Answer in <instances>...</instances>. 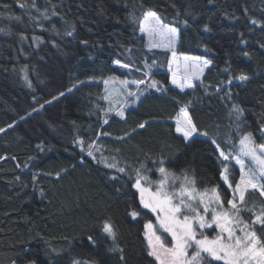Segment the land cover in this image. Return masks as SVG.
I'll return each mask as SVG.
<instances>
[{"label":"trees","instance_id":"trees-1","mask_svg":"<svg viewBox=\"0 0 264 264\" xmlns=\"http://www.w3.org/2000/svg\"><path fill=\"white\" fill-rule=\"evenodd\" d=\"M147 10L178 30L176 57L211 62L192 88L170 83L171 51L149 49L139 34L134 20ZM0 29V264H156L145 240L155 215L133 185L135 169L146 186L158 182L161 161L176 189L187 176L198 192L216 188L228 208L222 166L237 183L239 172L217 145L233 151L247 133L264 143V0H0ZM240 75L248 79L235 83ZM109 79L124 98L111 96ZM182 107L207 136L176 131ZM262 200L250 191L243 219ZM105 222L124 260L110 251Z\"/></svg>","mask_w":264,"mask_h":264},{"label":"snow or ice","instance_id":"snow-or-ice-1","mask_svg":"<svg viewBox=\"0 0 264 264\" xmlns=\"http://www.w3.org/2000/svg\"><path fill=\"white\" fill-rule=\"evenodd\" d=\"M21 7H25V5H21ZM41 15L45 19L48 18L44 13ZM134 23L139 24V31L148 38L150 47H165L172 52L173 60L176 58L175 45L178 30L175 27H169L163 23L161 17L153 10L145 11L142 19L134 20ZM251 23L257 24L258 22L252 20ZM204 30L208 31L209 29L205 26ZM0 31L3 30L0 29ZM67 35L71 36L72 32L68 31ZM192 59L200 60L199 57ZM173 60L169 61L170 70ZM210 63L208 60H204L202 66L193 63L191 71H188L186 65L185 74L181 79L178 80L176 73L173 72L172 83L181 91H184L185 88H192L194 86L193 79H199L204 68H207ZM121 67H127V65L122 64ZM238 79L244 81L248 77L240 75ZM143 82V80L133 81L137 85ZM152 87H156L155 81H153ZM128 95L134 96L135 93L129 92ZM232 112L236 113V121H239L243 116V110L236 105H233ZM117 115L123 118L122 111L117 112ZM180 115L182 119L177 120L176 131L182 134L186 141L194 134L207 136L205 132H198L188 114L187 107L180 109ZM107 122V120L104 121V123ZM139 127L143 128L144 124ZM261 131L264 132V129ZM104 134L107 135V133ZM212 142L216 143L215 140ZM79 143L83 142L79 141ZM91 147L93 145L90 144L89 148ZM233 149L226 153L217 145L220 158L223 161H234L240 170V180L237 183L230 179L229 164L226 163L222 166L221 179L233 194L232 198L227 200L228 208H225L223 198L216 188H212L210 193L207 190L198 192L195 181L189 180L187 176L183 177L184 182L176 189L175 182L179 178L172 176L166 170L163 161L158 169L162 178L158 181L155 191H150L142 185V180L147 178L143 176L140 169H135L137 179L133 187L140 193L141 204L156 214L160 227L172 238L171 246H167L161 236L156 234L151 223L145 225L148 256L153 257L156 264H212L213 261L222 262V264H264V234H262L264 233V200L261 201L258 212L254 210L255 205L252 209H247L254 217L250 223L241 215L247 207V194L250 191L258 192L259 196L264 198V143L257 144L253 140L252 134L247 133L240 136L238 146L234 144ZM87 155L93 156V152L89 151ZM93 158L95 159L94 156ZM104 166L122 174L127 170L126 167H121L118 161L109 163L104 160ZM111 178L118 179L115 176ZM233 184H235L234 187ZM201 208L203 212H201ZM209 213L211 214L210 220L206 218ZM131 215L135 218L137 213L132 212ZM213 225L219 231L214 238L209 239L205 235L204 229L212 228ZM257 225L260 226L259 232L256 228ZM102 231L113 241L110 251H119L120 259L124 260L123 249L116 246V233L111 223L105 222ZM89 239L92 238L89 237ZM189 249H192L191 254ZM13 264L16 262L13 261ZM73 264H79V262L74 261Z\"/></svg>","mask_w":264,"mask_h":264},{"label":"rangeland","instance_id":"rangeland-1","mask_svg":"<svg viewBox=\"0 0 264 264\" xmlns=\"http://www.w3.org/2000/svg\"><path fill=\"white\" fill-rule=\"evenodd\" d=\"M169 26V25H168ZM169 27H172V26H169ZM139 34L145 39V43H146V45H147V47L149 48V49H151V50H155V51H158V50H160V51H163V52H168L169 50L167 49V48H165V47H150L149 46V44H148V38L145 36V35H143L140 31H139ZM177 41H178V33H177ZM177 42H176V45H175V48H176V46H177ZM193 63H196V64H203V60L201 59V60H199V61H194L193 59H190V60H187V59H185V58H183V57H176V59H174L173 60V63H172V68H171V74L173 73V72H175V73H177V74H181V75H184L185 74V71H186V65L188 66V71H191L192 69H191V65L193 64ZM171 74H169V76H170V83L173 85V86H176V85H174L173 83H172V79H173V76L171 75ZM201 77L202 76H200V78L199 79H193V80H201ZM111 79H109V81H106L105 83H104V85H107V87H108V89H110V90H112V91H116L117 89V86H122L123 84L122 83H119V82H117V83H115V82H113V81H110ZM180 89V88H179ZM186 89V88H185ZM114 92H112V94H111V96L112 97H115L116 99H118V100H121L122 98H124L126 95H127V93L125 92V91H123V90H117V92L116 93H114ZM117 103V101L112 105V107H115V104ZM178 119H182L181 117H179ZM177 119V120H178ZM253 138V137H252ZM238 144H239V141H238ZM238 144H237V146H238ZM247 163H251L250 161H246ZM234 163V165H235V167H236V169L238 168V172H239V180H240V170H239V166L238 165H236L235 164V162H233ZM162 178V177H161ZM239 180H238V182H239ZM145 180H142V185H144L145 187H147L150 191H155L156 190V188L158 187V182H156V183H154L153 185H149V186H146L143 182H144ZM224 182V181H223ZM171 183V182H170ZM227 185V184H226ZM136 189V188H135ZM137 190V189H136ZM171 190V189H170ZM209 193H210V191H211V189H206ZM138 191V190H137ZM204 192V191H203ZM138 193H139V191H138ZM140 194V193H139ZM232 190H231V198H232ZM149 210V209H148ZM150 211V210H149ZM151 212V211H150ZM201 212H203V209L201 208ZM153 215H155V223L154 224H152L153 225V228H154V230L156 231V234H157V231H162L163 233H165V234H167V235H169L167 232H164L163 231V229L160 227V225H159V222H158V220H157V216H156V214H154L153 212H151ZM207 219H209L210 220V218H211V214L209 213L208 214V216L206 217ZM211 230H214V232H212V233H208L209 231H211ZM218 229H216L215 228V225H213V227L212 228H207V229H204V233H205V235H207L208 237H209V239H212V238H214L217 234H218ZM170 236V235H169ZM170 238H171V236H170ZM171 240H172V238H171ZM191 251H192V249H189V253L191 254ZM220 263V262H219ZM222 263V262H221ZM83 264H89V263H83Z\"/></svg>","mask_w":264,"mask_h":264},{"label":"built area","instance_id":"built-area-1","mask_svg":"<svg viewBox=\"0 0 264 264\" xmlns=\"http://www.w3.org/2000/svg\"><path fill=\"white\" fill-rule=\"evenodd\" d=\"M171 59L173 60V55H172V53H171ZM116 64L117 63H112V66H116ZM166 73L167 74H171V70H170V67H169V69L166 71ZM148 76H146V75H144V78H141L140 80H143L144 82L142 83V84H139V85H144L147 81H148ZM139 81V80H138ZM241 80H239V79H237V80H235L234 82L235 83H239ZM193 82H198L197 80H193Z\"/></svg>","mask_w":264,"mask_h":264},{"label":"water","instance_id":"water-1","mask_svg":"<svg viewBox=\"0 0 264 264\" xmlns=\"http://www.w3.org/2000/svg\"><path fill=\"white\" fill-rule=\"evenodd\" d=\"M123 68H126V67H123ZM128 68V67H127ZM264 199V198H263Z\"/></svg>","mask_w":264,"mask_h":264}]
</instances>
